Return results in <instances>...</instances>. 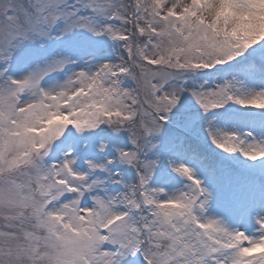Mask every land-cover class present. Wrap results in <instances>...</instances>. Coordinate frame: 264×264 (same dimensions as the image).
I'll return each mask as SVG.
<instances>
[{
  "label": "snow or ice",
  "instance_id": "6c2138e0",
  "mask_svg": "<svg viewBox=\"0 0 264 264\" xmlns=\"http://www.w3.org/2000/svg\"><path fill=\"white\" fill-rule=\"evenodd\" d=\"M0 264H264V0H0Z\"/></svg>",
  "mask_w": 264,
  "mask_h": 264
}]
</instances>
